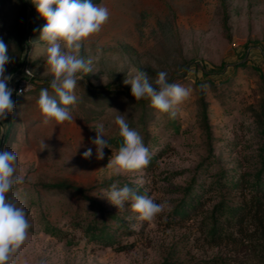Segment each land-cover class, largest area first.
I'll return each instance as SVG.
<instances>
[{"label": "rangeland", "instance_id": "374dc122", "mask_svg": "<svg viewBox=\"0 0 264 264\" xmlns=\"http://www.w3.org/2000/svg\"><path fill=\"white\" fill-rule=\"evenodd\" d=\"M23 2L31 0H0V38L12 57L5 75L14 78L22 60L32 72L30 90L12 96L16 108L0 121V150L17 152L24 177L11 195L31 223L11 264H196L215 257L247 264L246 245L208 244L199 222L215 200L220 172L227 178L244 172L250 181L264 156V0H93L109 10V20L81 45L79 56L92 59L93 72L75 91L74 123L59 125H45L37 106L42 88L53 94L46 45L39 40L46 20L32 2ZM130 69L145 71L153 84L166 72L170 83L192 94L169 118L150 101L132 99L131 86L123 83ZM109 108L125 115L150 150L140 173L116 177L106 168L118 149L112 137L119 135L117 113ZM98 124L111 145L102 160L91 143ZM88 148L93 154L84 159ZM112 183L128 184L167 207L151 221H138L130 202L118 210L100 198ZM188 185L200 195V206L190 208L187 218L172 216ZM226 195L237 201L235 188ZM103 210L122 221L104 217ZM45 221L63 233L44 232ZM78 222L104 226L112 243L88 239L74 227Z\"/></svg>", "mask_w": 264, "mask_h": 264}, {"label": "clouds", "instance_id": "9594fccd", "mask_svg": "<svg viewBox=\"0 0 264 264\" xmlns=\"http://www.w3.org/2000/svg\"><path fill=\"white\" fill-rule=\"evenodd\" d=\"M38 14L46 20L39 40L46 45L44 49L47 74L51 76L49 88H42L37 106L43 116V123H74L72 106L78 101L75 94L77 87L84 80V74L93 72L91 58L85 60L79 56L83 42L99 33L109 20V10L93 0H31ZM8 45L0 38V121H5L16 108L12 99L13 88L9 83L11 74L5 75L6 65L11 62ZM28 72L27 75H31ZM125 85L131 86V96L135 101L148 100L158 113L176 117V108L188 99L191 88L178 83H170L166 72H159L153 84L145 71L130 69L124 79ZM206 87V86H204ZM28 85L27 89H30ZM20 94V93H17ZM117 113L114 123L118 126L122 144L112 155L106 168L112 176L134 175L142 172L149 164L151 154L138 131L129 127L125 115ZM91 143L96 148V158L104 159V150L111 149L105 138L103 124H98ZM44 144V142H43ZM44 147L46 145L44 144ZM92 148L83 153L84 159L92 156ZM18 154L4 147L0 150V264H11L13 255L20 249L29 235L31 223L26 210L11 195L16 185L24 182L18 174ZM103 169V168H102ZM102 197L118 210L130 202L132 212L138 221H151L165 210V203H156L148 195H140L127 184L118 187L112 183L110 188L102 189ZM136 228L137 225H132Z\"/></svg>", "mask_w": 264, "mask_h": 264}, {"label": "trees", "instance_id": "16d2710c", "mask_svg": "<svg viewBox=\"0 0 264 264\" xmlns=\"http://www.w3.org/2000/svg\"><path fill=\"white\" fill-rule=\"evenodd\" d=\"M30 3L26 4L23 2L25 7L30 6ZM20 36L22 43L25 41V36L22 33ZM239 64L243 65L244 62ZM13 96L20 95L13 94ZM142 101L144 100L137 102ZM122 142L120 135L112 137L111 143L114 144V147L119 148ZM202 168H205V166L200 167V170ZM247 176V173L238 172L237 177L229 176L227 178L225 171L220 172L219 177L213 182L216 194L210 198V200H215H213L214 202L208 215L204 216L199 222V229L206 243L217 244L226 240L240 242L248 247L249 260H247V264H264V156L259 157L258 169L249 175L250 181ZM193 181L194 178H192ZM234 188L237 191V201L235 202L230 201L231 198L226 195L227 192ZM185 191L184 198H182L180 203H176L173 206L170 212L172 216L187 218L190 208H195L197 205L200 206V195L195 194V191L191 189V185H188ZM137 193L140 194V192ZM103 216L113 219L117 223L122 221L121 215L109 211L103 210ZM101 221L104 222V219ZM74 227L82 228L85 237L98 243L110 245L113 241L112 235L108 234V230L104 226H98L96 223L88 222L83 227L78 222L74 224ZM43 229L44 232L53 236H60L63 233L46 221L43 223ZM121 247L120 249H122ZM196 264L226 263L222 259L215 257Z\"/></svg>", "mask_w": 264, "mask_h": 264}, {"label": "built area", "instance_id": "2783aa9c", "mask_svg": "<svg viewBox=\"0 0 264 264\" xmlns=\"http://www.w3.org/2000/svg\"><path fill=\"white\" fill-rule=\"evenodd\" d=\"M30 72L28 69V66L25 64L23 65L15 74L13 80H12V88L14 90L13 94L15 95H22L26 91L28 85L32 86V74L27 75V73ZM20 93V94H17Z\"/></svg>", "mask_w": 264, "mask_h": 264}, {"label": "water", "instance_id": "95a60500", "mask_svg": "<svg viewBox=\"0 0 264 264\" xmlns=\"http://www.w3.org/2000/svg\"><path fill=\"white\" fill-rule=\"evenodd\" d=\"M24 63H25V60H22V62H21V65H20V67H19V69L24 65ZM1 144H2V140H0V148H1Z\"/></svg>", "mask_w": 264, "mask_h": 264}]
</instances>
